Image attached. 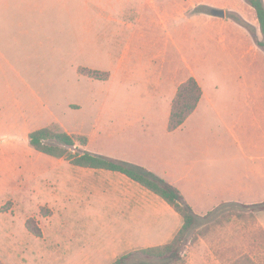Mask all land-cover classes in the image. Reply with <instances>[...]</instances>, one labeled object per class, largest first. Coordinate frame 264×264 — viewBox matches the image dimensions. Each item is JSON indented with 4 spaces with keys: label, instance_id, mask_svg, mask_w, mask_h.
Returning a JSON list of instances; mask_svg holds the SVG:
<instances>
[{
    "label": "rangeland",
    "instance_id": "374dc122",
    "mask_svg": "<svg viewBox=\"0 0 264 264\" xmlns=\"http://www.w3.org/2000/svg\"><path fill=\"white\" fill-rule=\"evenodd\" d=\"M154 2L167 7L154 9ZM211 7L225 11L213 27L207 22ZM155 12L158 23L149 27ZM232 16L247 25H239ZM119 19L131 25H121ZM168 28L172 75L162 95L175 93L194 71L214 105L202 109L193 126L197 132L189 137L187 161L197 163L205 174L191 191L199 188L214 198L219 192L233 196L235 190L248 187L253 195H244L258 199L213 201L209 210L197 212L199 219L186 234L182 256L186 264H264V48L257 44L262 34L247 0H0V83L28 107L30 130L58 126L87 137L85 145L76 142L78 149L71 152L139 159L149 133L160 137L166 132V104L157 95L153 101L158 105L151 100L146 81H154L149 68L156 65L147 58L162 45L158 40ZM128 39L132 47L157 43L140 66L132 53L130 66L136 63L135 70H146L124 78L113 71L121 43ZM172 54L169 47L166 69ZM162 79L152 85H163ZM141 114L150 126L135 121ZM230 122L237 124L236 142L227 131ZM141 124L148 134L141 132ZM23 155L29 184L8 233L12 264H110L133 247L157 245L145 244L150 234L143 232L140 244L112 239L121 231L110 225L115 209L109 202L104 207V182L116 180L115 175L38 152L29 143ZM145 206L135 199L123 205L127 211L150 208ZM41 207L44 215H52L45 218ZM104 210L110 216L104 217ZM31 216L45 228L44 237L27 231L24 222ZM144 262L155 260L134 253L124 264Z\"/></svg>",
    "mask_w": 264,
    "mask_h": 264
},
{
    "label": "crops",
    "instance_id": "0c3cea01",
    "mask_svg": "<svg viewBox=\"0 0 264 264\" xmlns=\"http://www.w3.org/2000/svg\"><path fill=\"white\" fill-rule=\"evenodd\" d=\"M154 4V9L167 7V5H159L161 4L160 1L159 4H157L156 2H154ZM156 16L157 15L155 12V17ZM211 17L212 18H209L207 22L212 27L218 24V18H223L215 17L212 15ZM169 18L172 19L171 14L170 16L166 15L165 17V27H167L166 22ZM109 19L114 20L115 18L109 16ZM116 21L121 25H131V23L126 22L125 19H119ZM151 21L147 22V25L149 27H153L154 24L158 23L157 17L155 21ZM156 43L157 40L147 42L144 41V43L139 44L138 47H132L131 39L124 40V42L121 43V48L118 52L116 68L113 72L121 73L123 74L124 78H128L131 76L132 72L136 71V73H142L143 70L145 71L146 69L143 68V66L141 68H138V70H135L137 67L136 63L140 66L142 64L143 56L147 55L149 47L152 44ZM158 43L162 45H160L158 49L155 50L154 53L152 55H149V57L147 58V63L150 64V61H154L156 65L153 69H151V67L149 68L150 76L154 77V81L151 80V83L149 81H146V85L148 86L146 88L148 89L147 92H149V94H152V101L154 99L153 97H155L154 95H157V97H159L160 99L161 97L164 99L166 105L163 110L165 111L164 115L167 118L166 121H168L171 102L175 93L172 92L167 97L163 96L162 92L165 91L166 82L171 79L172 75L170 74L171 62L173 57L172 29L168 28L165 32V35L159 38ZM169 47L171 48L172 56L169 59L170 67L166 69V63H168ZM132 53H134V57L137 58L134 67L130 66L131 62L133 61ZM246 54L247 53H244V55H242L243 60L245 59ZM163 69L164 77L162 79L161 74ZM107 72L110 73V77L112 71L109 70ZM165 74H170V76L167 78ZM190 76L194 77L200 85L202 95L194 111L179 127L172 131H169L167 129L166 122V132H163L160 137L158 133L150 132L149 144H146L145 147L141 149L142 153L140 152L139 159H128L127 157L114 158L111 155L106 156L140 165L162 177L168 183L174 185L180 190L186 202L192 207L193 211L197 215V212H204L214 206L215 204H211L213 201H234L246 203L258 201V199L254 197H249V195H253L254 190H251L248 187L243 188V190L241 188L235 190L237 191V194L234 191L233 196H228L223 192H219L214 198L202 194V191H200L199 188L198 191H195L194 189L191 191V188H194V186L201 185V178H203L205 174L202 168L199 169L197 163L189 164L187 161V156L189 153H191V144L189 141V137H193L197 132V130H194L193 126L195 120L200 118L202 109L207 106H210L212 108V106L214 105L212 104L213 99L206 94L199 78L196 77L194 71L191 72ZM159 78L163 80V85H160L159 83L160 88L156 83L152 85V82L159 80ZM153 102L158 105L157 101ZM135 121L142 123V121H145L144 116L142 114L140 116H136ZM150 124L151 123L148 124V122L145 121L143 125L148 127L150 126ZM254 124L257 126L255 122ZM143 125L141 127V132L145 134L147 133V129H145ZM227 126V131H229L232 139L235 138L236 142V139L238 138V131H236V122H230ZM240 129L244 128L239 127V130ZM30 131L32 130H30L29 128L28 107L26 105L23 106L18 98H14L10 87L7 88L6 84L0 83V261L3 264L13 263L12 256L14 255V253L13 249L9 245L13 243L10 239L11 236L8 235V233L11 229V226L14 224V218L16 217L14 212L18 208L21 198L28 191V161L26 155H23V152L26 153L27 151L29 143L28 134ZM262 137H264V133L262 134ZM81 168L92 169L86 167ZM103 170L105 173H111V175L116 176V180H113L111 182H104V207H106V203L109 202V205L115 209L114 211H112L115 218L110 225L115 226L122 232V235L121 232L117 235H111L112 239L127 244H140V234L143 232L145 234H150L149 238H145L146 240H149V243L145 244L160 245L169 242L182 225V219L180 215L155 193L146 189L137 182L136 183L139 186L132 182H129L130 180H127L128 177L126 175L118 171H110L106 169ZM261 173H263V171H261ZM251 175L253 174L251 173ZM187 191L191 195H188ZM149 193H153L155 196H152V194ZM244 193H249V195L247 194L248 196H245ZM196 198L198 201H196ZM133 199L139 200L141 206L145 208V205L148 204L150 208L148 210H144L145 208L143 210H125L123 207L125 202ZM161 212H163L165 216H169L170 219L163 218V216L160 214ZM52 213L50 215H44V213L42 214L45 218H49ZM109 213L110 211L104 210V217L110 216ZM35 219L37 220L38 225L42 231V235L40 237H44L45 228L40 224L39 219ZM68 229L70 230L69 227H65V230ZM107 237L109 236L107 235ZM159 238H162V240L156 242L155 240ZM137 249H140V247H133L132 249H130V251Z\"/></svg>",
    "mask_w": 264,
    "mask_h": 264
},
{
    "label": "trees",
    "instance_id": "16d2710c",
    "mask_svg": "<svg viewBox=\"0 0 264 264\" xmlns=\"http://www.w3.org/2000/svg\"><path fill=\"white\" fill-rule=\"evenodd\" d=\"M247 2L255 11L259 29L262 34V40L258 41L257 44L264 48L263 1L247 0ZM232 18L242 26L247 25L239 16H232ZM88 73L96 77H101L98 71H90ZM106 76L107 74L104 73V79ZM201 95V87L192 76H189L178 85L171 102L167 121V129L169 131L179 127L194 111ZM28 138L30 146L38 152L56 158H63L69 163L79 167L118 171L126 175L128 178L161 197L180 215L182 225L169 242L124 253L110 264H124L125 260L134 253H140L155 260L154 263L144 262L145 264H186L181 253L182 247L188 230L196 224L199 216L186 202L177 187L168 183L152 171L137 164L99 154H92L86 151L81 153L77 151L71 152V148L78 149L76 142L80 145H85L87 143V137L84 135H73L60 129L58 126H45L32 130L29 132ZM43 211V208H40V212L43 213ZM25 227L31 234L37 237L42 235L41 228L35 217L26 219ZM0 264L3 263L0 261ZM231 264H233V262Z\"/></svg>",
    "mask_w": 264,
    "mask_h": 264
},
{
    "label": "water",
    "instance_id": "95a60500",
    "mask_svg": "<svg viewBox=\"0 0 264 264\" xmlns=\"http://www.w3.org/2000/svg\"><path fill=\"white\" fill-rule=\"evenodd\" d=\"M209 14H211L212 16H215V17H224L225 11L221 8H210Z\"/></svg>",
    "mask_w": 264,
    "mask_h": 264
}]
</instances>
